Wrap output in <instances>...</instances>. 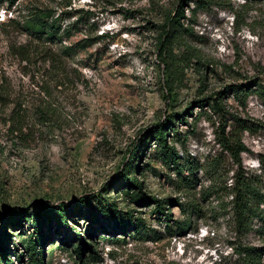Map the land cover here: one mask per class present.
I'll list each match as a JSON object with an SVG mask.
<instances>
[{
    "label": "rangeland",
    "instance_id": "374dc122",
    "mask_svg": "<svg viewBox=\"0 0 264 264\" xmlns=\"http://www.w3.org/2000/svg\"><path fill=\"white\" fill-rule=\"evenodd\" d=\"M178 5L188 30L172 39L166 78L158 27ZM34 8L62 12L61 27L76 21L77 29L58 44L9 24L21 25ZM86 33L111 41L58 55ZM1 78L23 101L27 126L18 138L0 122V264H253L242 247L264 264V219L236 230L228 193L234 171L264 193V0L1 1ZM230 84L240 86L238 98L222 92ZM215 92L223 119L209 106ZM42 102L52 107L47 122L32 112ZM167 114L174 120L164 139L177 166L153 136ZM221 129L244 145L238 164L219 142ZM123 170L138 188L126 185ZM153 199L169 220L153 210ZM108 210L134 224L120 230ZM35 215L39 257L27 241ZM174 221L187 225L179 230Z\"/></svg>",
    "mask_w": 264,
    "mask_h": 264
},
{
    "label": "trees",
    "instance_id": "16d2710c",
    "mask_svg": "<svg viewBox=\"0 0 264 264\" xmlns=\"http://www.w3.org/2000/svg\"><path fill=\"white\" fill-rule=\"evenodd\" d=\"M1 1H7L9 5L13 4L14 0H0ZM182 1V0H181ZM199 1V0H196ZM198 4H196V7ZM68 13V12H67ZM54 17H53V16ZM68 16V15H67ZM183 12L182 7L180 5L177 6V8L174 11L173 15L167 14L164 17L163 22L158 27V36H157V57L159 62L163 65V71L165 72L166 78L170 77V71L173 66V55L170 51V44L172 42L173 38H176L180 31H186L188 30L187 27H182V24L180 23L179 19H182ZM62 12L57 13L54 15V11L48 8H34L31 9L27 15L25 16L24 20L22 21L21 25H18V21H15L14 19L9 20V24L13 25L14 27L20 26L23 28L28 34L32 35L36 39H40L44 42H56L58 44H61L62 41L68 39L74 32V30L77 29V22L74 21L72 23H68L61 27L60 21L62 20ZM13 28V27H12ZM15 29V28H13ZM98 40L106 42L111 41V36L107 33H99L95 36H91L90 34L86 33L85 36L78 41L74 42L73 44L68 45H61L60 51L58 55H61L63 57L69 56L71 51H75L78 48H84L85 46H88L90 44H93L94 42H98ZM45 45V44H44ZM22 47V46H21ZM168 47V49H166ZM22 59H26V52L20 48L18 51ZM48 50L47 53H44V56H48ZM167 94L171 93V89L168 85H165L164 87ZM261 90L263 88L261 87ZM43 96L48 97V91L45 89L43 90ZM222 92H229L231 93L235 98H238V94L241 92V88L238 84H230L227 86H224ZM259 93H264V91H260ZM215 96H218V92H215ZM216 98V97H215ZM212 99V103H210V107L215 110L217 113H219L220 118L223 119L225 111L222 107L221 102H219V96L216 98L217 100ZM206 101V99H204ZM240 104H242L241 101H239ZM11 104V105H10ZM23 104V101H21L18 98V95H15V93H11V89L6 83L4 78L0 79V111L1 108L4 106H10L9 110L6 114H2V117H0V122L4 125H6V131L9 132V135L14 134L15 137L22 138L26 136V133H24V128L27 126L26 121V113L21 108ZM202 105V104H200ZM33 114L37 116L38 118H41L43 122H47L48 118L51 116L52 113V107L48 102H42L41 104H37L34 106ZM174 120L173 114H167L164 116L162 121L159 122L158 127L154 130L153 136L154 138L161 144L163 148L169 152V162L172 165L177 166L176 164V157L174 153L172 152L171 148H168L165 143V128L168 126H172ZM179 120L183 121V118L179 116ZM237 122H240L238 118L235 119ZM238 125H241V123H238ZM244 128V127H243ZM221 135L219 136V142L221 146L228 152L230 155L233 163L238 164L239 163V154L243 151H245L244 145L242 144L241 140L237 136H233L231 133L229 134H223L221 129ZM140 143V140L138 141ZM139 143L136 144L135 147H133V150L129 151V159H132L134 155V149L138 147ZM127 160L128 165H130V160ZM137 169V166L134 167V170ZM123 176V180L126 183L127 186L134 185V187L138 188L139 183L136 181L135 177L130 178L126 175L125 170L121 172ZM231 187L228 193L230 194V204H231V211L232 216L234 219V225L236 226V230H246V228L249 226V223L251 219L258 218L263 220L264 219V210L261 209L259 206L264 205V193H261L259 189H257L254 184L251 183L250 180L245 178L242 171H234L231 179ZM189 183H192V181L189 179ZM135 195V198L138 200L143 199L142 196ZM153 210L159 214H161L164 218V220L170 219V214L166 212V209L163 208L161 205V202L157 199H153ZM187 206L190 211H198L199 208L193 204H187ZM182 212L186 213V208L182 207ZM107 216L111 219L115 220V225L120 228V230H123L126 224H134L130 219L129 215H119L115 214L114 212L108 210L105 211ZM44 215H48L44 211ZM66 213L62 212L59 214V219L62 223L65 222ZM177 223L176 228L179 230H182L184 226L187 225V223H180L179 221H174ZM32 224H33V230L32 234L28 236L27 241H29L30 250L33 251L37 257H39L40 254H42V243H43V236L42 231L40 229L41 221L39 220L38 216H33L32 218ZM264 224V223H263ZM92 230H88L87 234L91 235ZM78 241H80V245H77L75 248V252L78 255V257L81 256L83 252V247L85 244H83V240L78 238ZM37 248V251H36ZM251 247H242L241 251L244 253V255L247 257V261L249 263L258 264L259 263V254L251 252ZM262 252H264L261 249ZM19 261H21V257L18 256ZM38 259V258H37ZM36 259V261H37ZM7 263L13 264L11 259H7ZM35 264V261H34Z\"/></svg>",
    "mask_w": 264,
    "mask_h": 264
}]
</instances>
